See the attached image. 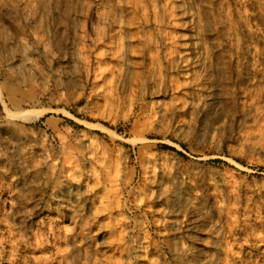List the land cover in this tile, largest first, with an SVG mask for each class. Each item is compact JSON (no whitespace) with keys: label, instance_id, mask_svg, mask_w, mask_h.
I'll return each instance as SVG.
<instances>
[{"label":"rangeland","instance_id":"rangeland-1","mask_svg":"<svg viewBox=\"0 0 264 264\" xmlns=\"http://www.w3.org/2000/svg\"><path fill=\"white\" fill-rule=\"evenodd\" d=\"M0 264H264V0H0Z\"/></svg>","mask_w":264,"mask_h":264}]
</instances>
